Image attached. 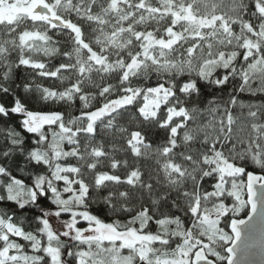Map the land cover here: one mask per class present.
Returning a JSON list of instances; mask_svg holds the SVG:
<instances>
[{"label":"snow or ice","instance_id":"obj_1","mask_svg":"<svg viewBox=\"0 0 264 264\" xmlns=\"http://www.w3.org/2000/svg\"><path fill=\"white\" fill-rule=\"evenodd\" d=\"M258 214L264 0H0V264H238Z\"/></svg>","mask_w":264,"mask_h":264},{"label":"water","instance_id":"obj_2","mask_svg":"<svg viewBox=\"0 0 264 264\" xmlns=\"http://www.w3.org/2000/svg\"><path fill=\"white\" fill-rule=\"evenodd\" d=\"M243 219H247V216ZM237 262L238 264H264V221H261L259 214L243 229Z\"/></svg>","mask_w":264,"mask_h":264},{"label":"trees","instance_id":"obj_3","mask_svg":"<svg viewBox=\"0 0 264 264\" xmlns=\"http://www.w3.org/2000/svg\"><path fill=\"white\" fill-rule=\"evenodd\" d=\"M21 75H22V73H21ZM246 216H247V215H242L241 218H245Z\"/></svg>","mask_w":264,"mask_h":264}]
</instances>
